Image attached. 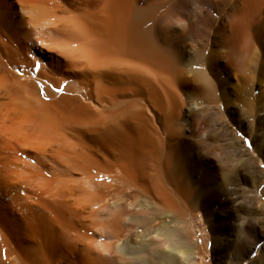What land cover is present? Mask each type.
Listing matches in <instances>:
<instances>
[{
  "label": "bare ground",
  "instance_id": "bare-ground-1",
  "mask_svg": "<svg viewBox=\"0 0 264 264\" xmlns=\"http://www.w3.org/2000/svg\"><path fill=\"white\" fill-rule=\"evenodd\" d=\"M220 67L263 126L264 0H0V264H199L189 158L261 176L215 105Z\"/></svg>",
  "mask_w": 264,
  "mask_h": 264
},
{
  "label": "rangeland",
  "instance_id": "rangeland-1",
  "mask_svg": "<svg viewBox=\"0 0 264 264\" xmlns=\"http://www.w3.org/2000/svg\"><path fill=\"white\" fill-rule=\"evenodd\" d=\"M216 74L218 80L223 82L224 92L221 90V95L223 94L224 97L215 105L223 110L221 118L227 122L233 134L240 138V145L244 146L248 154L254 158L257 167L261 170L260 181L257 188L251 185L241 187L235 184L229 185L228 182L225 183L226 178H229L226 177L227 170L215 169V172L206 175L200 168L202 165L195 158H189L194 179L198 175L203 179L198 178L197 181L200 182L197 189L199 193H189V198L193 200L196 197L194 195H200L204 199L207 198L208 202L205 203V200L200 202L197 199L196 202L188 201L183 204L177 198L176 203L179 207L186 205L188 209L186 218L190 231L189 238L199 264H264V125L243 126L238 121L248 104L247 95L242 92L246 83L240 74L227 67H220ZM254 82L252 83L254 90L251 92L254 96L251 100L256 98L255 102L252 101L256 106L264 105V96H262L264 76ZM248 86L250 85L246 87ZM191 92L195 97H200L195 90ZM202 103H206V100ZM225 108L236 113L232 114V111H226ZM257 109V113L250 117V123L264 117V109L262 111L259 107ZM234 116L236 118L233 119ZM219 146L221 145H217L216 148L219 149ZM218 156L222 157V155ZM236 163L240 166L242 164L240 161ZM237 178L241 179V175ZM206 185H212L215 189L222 186L223 190L221 187L218 191L219 196L209 198L212 193L204 190L201 192Z\"/></svg>",
  "mask_w": 264,
  "mask_h": 264
}]
</instances>
